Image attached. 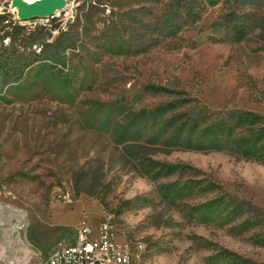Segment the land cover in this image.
<instances>
[{
    "label": "rangeland",
    "instance_id": "1",
    "mask_svg": "<svg viewBox=\"0 0 264 264\" xmlns=\"http://www.w3.org/2000/svg\"><path fill=\"white\" fill-rule=\"evenodd\" d=\"M68 1L53 16L18 21L43 32L57 24L40 51L6 57L10 40H0V264H37L81 221L105 214L117 239L142 244L133 264H206L220 249L264 262L257 227L239 231L240 217L204 222L199 208L224 192L264 207V164L144 139L193 105L264 115V0L204 3L176 33L185 46L163 39L144 51L146 24L171 0ZM229 10L245 26L241 40L220 24ZM0 13L17 20L8 0ZM167 102L178 105L141 138L123 132L134 111Z\"/></svg>",
    "mask_w": 264,
    "mask_h": 264
},
{
    "label": "trees",
    "instance_id": "2",
    "mask_svg": "<svg viewBox=\"0 0 264 264\" xmlns=\"http://www.w3.org/2000/svg\"><path fill=\"white\" fill-rule=\"evenodd\" d=\"M196 1L193 4L191 0H171L161 16L154 15L152 21L146 24L151 36H148L146 44L137 48V51L157 46L163 39L172 40H168L167 43L172 49L185 46L181 42L173 41L177 40L176 33L182 26L199 19V10L204 3L214 5L219 0ZM236 1L243 4L255 3L252 0ZM220 17V24L230 29L232 40L238 41L244 37L245 26L238 22L234 11L229 10ZM212 25L216 26L219 23L213 22ZM56 26L57 24L50 25L45 32L42 31L43 26L27 29L17 20L8 19L6 13H0V40L4 38L10 40V52L5 56L15 53L18 48H21L22 52L28 50L29 53H33V45L39 47L40 51L44 46L49 45L45 39L51 35L50 30ZM146 89L155 94L172 92L166 86L156 84H148ZM178 102L184 104L187 99L182 98ZM177 105L174 102H167L152 108H139L132 113L123 132L132 130L133 137L139 139L147 127L154 126L155 118L159 114L174 109ZM144 139L151 143L160 141L170 149L224 151L238 160H251L264 164V115L242 108L220 106L211 109L203 104L193 105L187 110L170 115L156 132L146 134ZM207 188V186L202 187V189ZM199 208H201L200 219L204 222L230 223L240 217L236 229L245 231L257 227L258 230L255 232L258 237L257 242L264 245V207L235 194L224 192L209 198ZM206 264H264V262H254L234 252L220 249L206 258Z\"/></svg>",
    "mask_w": 264,
    "mask_h": 264
},
{
    "label": "built area",
    "instance_id": "3",
    "mask_svg": "<svg viewBox=\"0 0 264 264\" xmlns=\"http://www.w3.org/2000/svg\"><path fill=\"white\" fill-rule=\"evenodd\" d=\"M116 236L111 214H105L97 224L81 221L66 241L37 264H133L142 244Z\"/></svg>",
    "mask_w": 264,
    "mask_h": 264
},
{
    "label": "water",
    "instance_id": "4",
    "mask_svg": "<svg viewBox=\"0 0 264 264\" xmlns=\"http://www.w3.org/2000/svg\"><path fill=\"white\" fill-rule=\"evenodd\" d=\"M68 0H9L8 8L15 12L16 19L26 21L35 18H46L64 10Z\"/></svg>",
    "mask_w": 264,
    "mask_h": 264
},
{
    "label": "bare ground",
    "instance_id": "5",
    "mask_svg": "<svg viewBox=\"0 0 264 264\" xmlns=\"http://www.w3.org/2000/svg\"><path fill=\"white\" fill-rule=\"evenodd\" d=\"M11 10H13V9L11 8Z\"/></svg>",
    "mask_w": 264,
    "mask_h": 264
},
{
    "label": "crops",
    "instance_id": "6",
    "mask_svg": "<svg viewBox=\"0 0 264 264\" xmlns=\"http://www.w3.org/2000/svg\"><path fill=\"white\" fill-rule=\"evenodd\" d=\"M43 258H44V257H43ZM43 258H42V259H43Z\"/></svg>",
    "mask_w": 264,
    "mask_h": 264
}]
</instances>
